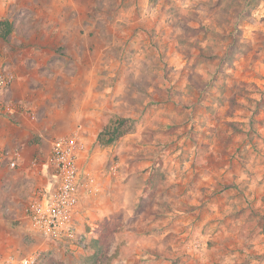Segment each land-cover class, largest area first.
Listing matches in <instances>:
<instances>
[{"label": "rangeland", "instance_id": "374dc122", "mask_svg": "<svg viewBox=\"0 0 264 264\" xmlns=\"http://www.w3.org/2000/svg\"><path fill=\"white\" fill-rule=\"evenodd\" d=\"M0 19V264H264V0H13ZM70 135L77 249L25 216Z\"/></svg>", "mask_w": 264, "mask_h": 264}, {"label": "built area", "instance_id": "2783aa9c", "mask_svg": "<svg viewBox=\"0 0 264 264\" xmlns=\"http://www.w3.org/2000/svg\"><path fill=\"white\" fill-rule=\"evenodd\" d=\"M13 0H0V8ZM12 75L0 73V99L12 82ZM7 111H14L11 103ZM83 143L77 136H65L53 143L45 164L46 183L41 187L25 208V216L31 234L52 241L67 249L81 247V235L76 225L75 214L81 197L87 190L88 177L79 163ZM14 166L16 162L13 160ZM34 260L24 259L22 264H33Z\"/></svg>", "mask_w": 264, "mask_h": 264}, {"label": "trees", "instance_id": "16d2710c", "mask_svg": "<svg viewBox=\"0 0 264 264\" xmlns=\"http://www.w3.org/2000/svg\"><path fill=\"white\" fill-rule=\"evenodd\" d=\"M14 31V24L9 19H0V38L8 40ZM134 120L130 117H117L106 124L98 133L97 141L100 145L106 146L130 132Z\"/></svg>", "mask_w": 264, "mask_h": 264}]
</instances>
